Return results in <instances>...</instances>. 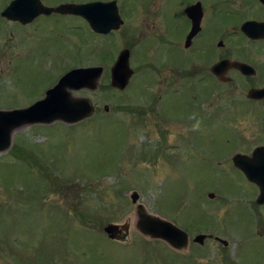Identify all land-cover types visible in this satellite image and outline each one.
<instances>
[{
  "label": "rangeland",
  "instance_id": "1",
  "mask_svg": "<svg viewBox=\"0 0 264 264\" xmlns=\"http://www.w3.org/2000/svg\"><path fill=\"white\" fill-rule=\"evenodd\" d=\"M127 6L152 11L166 1L130 0ZM41 27L0 31V110L36 103L75 68L102 67L104 74L97 90L71 92L93 103L91 117L75 124L22 127L13 132L12 147L0 153V264H226L228 253L222 247H208L206 256L196 255L190 262L187 252L179 254L165 241L145 237L130 197L137 191L139 204L150 215L175 218L182 226L202 219L193 216L201 213L200 202L188 182L211 179L217 170L188 157V139L207 136L210 130L234 136L223 126L230 120H238L237 130L252 137L262 130L259 117L245 115L254 107L243 102L215 112L207 108L208 94L190 90L184 100L166 96L161 102L159 91L179 84V77L171 80L168 72L159 80L136 74L125 90H117L111 86L110 69L124 48L128 27L103 48V42L94 43L84 21L67 18L61 27ZM136 66H131L133 75ZM167 145L178 148L166 150ZM201 146L209 149L206 143ZM14 147H23L35 159L15 157ZM225 148H219L220 154ZM225 190L230 192L227 186ZM237 209L232 215L229 211L231 218L218 229L231 243L229 259L264 264V209L256 218L243 205ZM126 221L131 224L128 240H110L104 228Z\"/></svg>",
  "mask_w": 264,
  "mask_h": 264
},
{
  "label": "flooded vegetation",
  "instance_id": "2",
  "mask_svg": "<svg viewBox=\"0 0 264 264\" xmlns=\"http://www.w3.org/2000/svg\"><path fill=\"white\" fill-rule=\"evenodd\" d=\"M13 1L0 0V31L11 26L21 31H38L42 30L41 26L55 29L64 25L67 18H74L86 23L93 34L94 43L103 42V48L109 44L108 41L113 44L115 37L118 39L128 27L127 33H124L125 45L120 53L128 50L131 66L133 63L138 65L133 68V77L141 74L143 79L159 80L163 72H168L171 80L179 77V84H175L174 88L164 90L163 93L159 91L158 100L161 102L166 96H171V100H175V96L184 100L183 94L187 96L190 90L208 94L207 108L215 109V112L234 109L243 102L254 107V111L248 110L245 115L259 117L257 125L262 130H258L259 133L254 131L252 137L237 130L238 120H230L223 126L233 131L234 136H217L215 130H210L207 136H192L188 139V157L207 162L217 170V175L203 181L192 179L188 182V188L198 195L200 202L201 213L193 216L202 219L193 220L186 226L179 225L175 218L173 221L188 235L186 255L190 262L197 260L196 255L206 256L205 253L210 250L208 247H222V252L229 254L231 243L218 233L221 224L231 218L229 211L232 215L238 210L237 207L243 205L256 218L262 216L257 215L259 209H264V204L257 202L259 185L251 181L234 161L235 156L243 155L251 159V164H264V95L249 96L251 91L264 90V38L250 39L242 32V26L246 23H264V4L260 0H165V7L151 11L128 7L130 0H53L56 3L29 0L28 8L21 9L28 15L22 19L23 22L4 15ZM114 2L116 10L111 8L112 15L107 14L103 21L118 25V29L107 33L97 32L80 15L57 11L47 13L41 7L55 9L65 4ZM258 11L262 14L259 15ZM135 19L139 24L131 25ZM155 99L152 100L154 109H157ZM219 124L222 126V123ZM202 143L208 144L209 149L203 148ZM222 146L226 147L223 155L218 151ZM177 148V145H167L165 149ZM225 186L230 192L225 190ZM228 254L226 264H238V260L230 261Z\"/></svg>",
  "mask_w": 264,
  "mask_h": 264
},
{
  "label": "water",
  "instance_id": "3",
  "mask_svg": "<svg viewBox=\"0 0 264 264\" xmlns=\"http://www.w3.org/2000/svg\"><path fill=\"white\" fill-rule=\"evenodd\" d=\"M28 2L29 0L13 1L4 12V15L9 18H18L19 20L27 18V13L21 9L28 8ZM260 2L264 4V0H260ZM41 7L47 13L57 11L63 14L80 15L86 18L93 29L99 33H107L118 29V25H112L103 21V17H106L107 14L108 16L112 15L111 8L116 10L115 2L113 4H65L55 9L46 8L42 5ZM242 32L250 39L264 38V23H246L242 26ZM103 72L104 69L102 67L76 68L63 76L53 88L46 92L43 99L33 105L23 109L0 110V153L12 147L13 132L22 127L51 125L57 121L75 124L91 117L95 112L93 103L89 99L74 98L71 92L83 89L97 90ZM132 76L133 70L130 66V52L123 50L111 68V86L123 91L129 85ZM262 95H264V90H254L249 93L250 97H260ZM106 110H108V107H106ZM258 152L256 151V153ZM234 161L236 166L251 181L259 185L261 192L258 203L264 204V164H251V159L243 155L235 156ZM130 198L132 203L137 205L136 212L140 218L138 230L145 237L161 239L177 251H186L188 235L183 230L169 221L150 215L146 208L142 204H139L140 195L138 192L134 191ZM130 225L128 221L123 224L111 223L104 228V232L110 240L124 243L130 236ZM198 240L201 239L199 238Z\"/></svg>",
  "mask_w": 264,
  "mask_h": 264
},
{
  "label": "trees",
  "instance_id": "4",
  "mask_svg": "<svg viewBox=\"0 0 264 264\" xmlns=\"http://www.w3.org/2000/svg\"><path fill=\"white\" fill-rule=\"evenodd\" d=\"M12 154L15 155V157L21 158L22 160H25L27 162H31L35 159L34 154H32V153L28 154V152L26 150H24L23 147H22V149H20V148L15 149V147H14V149L12 150ZM52 179H53V181L55 180V178H52Z\"/></svg>",
  "mask_w": 264,
  "mask_h": 264
}]
</instances>
